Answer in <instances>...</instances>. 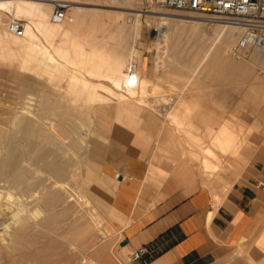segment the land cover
<instances>
[{"label": "rangeland", "instance_id": "obj_1", "mask_svg": "<svg viewBox=\"0 0 264 264\" xmlns=\"http://www.w3.org/2000/svg\"><path fill=\"white\" fill-rule=\"evenodd\" d=\"M49 3L50 6L47 5V7L50 9H48V17L49 20H51L50 23L57 25H60L61 23V25H65V20H70L68 22L73 20L71 11L67 14V11L73 7L80 8L79 12H89L91 10L90 12H95L93 13L94 16L97 12L96 17L91 18L90 16V19L89 17H86L87 13L85 14L81 12L80 15H85L83 18L86 17V20L85 22H80L75 31L77 33L79 31V34L83 37L84 41L87 40L86 42H88L90 40L89 43H96L95 48L98 50L94 49V53L97 55L100 54L101 57L109 61L114 57V52L123 47L125 52L123 56L125 67L126 65L129 66L130 64L135 63L138 68V75L140 76L141 67L142 65H145L143 73L151 77L152 80H154V83L159 82L163 84V92L161 91V94L172 96V98L178 95L185 99V101H195L199 106L200 111L203 114L210 116V126L217 129L222 123L227 122L232 125H238L241 128V134L246 138L244 143L247 142V146L252 152L256 149H264V89H261V80L259 79V77L262 78L264 75V57L255 58L252 52L253 50H251L248 57L244 59L242 63L245 64L244 67L247 72L245 71L241 74L233 73L235 75L232 74L231 77H228V80L223 73H217L216 64L214 65L215 59L213 60L212 56L204 58V53L206 52L208 45L212 42V37L208 36V33H215V31L219 30L221 27L220 25L226 24L218 21H208L206 19L209 17L201 13L174 11L163 9L158 6H150L147 4L146 0H52V2ZM59 5L63 7L65 20L54 23L52 21V16ZM90 12L88 14H90ZM99 16L100 18H98ZM162 18L165 19L160 20ZM199 18L201 20L199 23L194 24L188 22V20L195 21ZM12 20L13 17L11 14H6L4 24L7 25V23ZM16 20L21 21L26 27L27 22L24 19ZM161 23L167 24V26H160ZM80 24L82 27H79ZM80 31H82V33ZM234 32H236V36H229L231 40H229L230 43L228 42L230 47L226 48V52L224 53V56H226L227 59H229L227 54L229 49L234 46L241 35L240 30L235 29ZM36 37L41 46L47 47L40 35L38 36L37 34ZM224 38L225 37H223L222 40ZM224 40L219 46H222L226 42V39ZM29 44L30 43L23 45V49L22 46L18 50L15 49V51H13L15 53L12 52L10 53L11 55L0 49V130L7 135L11 129L17 138H20L21 136L20 128L25 117V119L30 118L33 121L37 120L35 115L38 116L41 112V103L39 102L41 100H39L38 97L41 96L43 92H46V89H85L80 82H74V80L71 79L72 72H74L73 74L77 73L76 75H81L82 77L85 76L84 78L87 80L89 79L84 73L75 70L73 67L71 68V65L68 67L69 64L66 63L65 57L69 52L66 49L57 50L55 47H48V51L50 54L52 53V58H56L54 59L56 60V68H59L57 71L55 70L57 76H54L56 79L53 80L54 76L49 77V79L48 76L46 77V74H44V68L46 66L45 60L41 57L40 52L37 51L36 53L33 45ZM120 44H123V46ZM27 48L33 50L32 57H35V60L31 57V62L34 61L33 63H31L29 59V61L24 60L26 59L24 58V55L26 57L28 52ZM16 50L18 51L17 53ZM95 50H97V52H95ZM20 53H22V55ZM70 69H72L71 72ZM66 70L67 74L66 72L64 74V71ZM58 71H60V74ZM218 74L222 76H219ZM79 76L78 78L81 77ZM57 78L59 79L57 80ZM57 81H60V83L62 82L61 85ZM56 82L57 84L55 85ZM75 83L77 85H75ZM104 83L107 85L106 82H103V84ZM99 93H101L100 95L102 96L107 94L103 89H100ZM62 95L63 94L60 93L59 97ZM107 102L108 104L103 105L104 109L116 104L115 102L117 101L109 99ZM141 103L142 102H138L135 104L163 115L172 127H174L172 119L169 116L165 117L166 112H170L174 107L169 106L167 103L166 104L169 107L165 104L162 105V103H145L144 105ZM149 104H151V106ZM60 105H62V103L59 104L57 108L58 110L55 112L45 113L44 121L41 120L43 122H39V125L47 124V126L40 125L43 130L47 127L46 135H50L51 137V134L54 135L55 133V137L52 138L55 139L53 141L58 144V146L54 145L55 143H52V145L47 144L49 145L48 147L44 143L47 146L46 147L43 145V139L41 143L40 137L36 136L35 138L38 147L34 150V153H32L31 156L34 157L35 155L43 154V152H48L51 154L48 160L53 161L54 159H57L58 162L68 163V174L63 181V184L66 185L70 193H66L67 195L65 196L67 197L70 195L72 201L69 202V206L65 204H60V206L55 205L56 211L54 210V213L48 212L47 209L49 208V203L43 201V199L47 196L45 187L50 186L49 180L51 178L45 175L44 171L40 168L34 166L31 167V157L21 165L29 171H36L35 173L33 172L32 175H29V182L42 180L43 183L44 180L46 181V179H48L45 183L48 186H45L44 184L45 187H41L43 184L38 181L41 185H39V188L36 186L34 189L35 191L33 190V192L21 195L20 189L10 188L9 183L0 180V191L6 196L2 201V205L10 207L16 198L24 204L25 210H27L30 215L26 211L23 215L28 217V222L31 228L30 240L32 242L34 241L32 247L29 248L30 250L24 248V251H22L23 249L20 251V249H18L14 251L15 254L13 253L11 255L0 249V264H82L84 261L97 263L96 261L98 260H95L92 257L93 254L91 250L80 246L78 243L77 245H68L67 242H64L63 239L57 237L51 231L40 227L43 221L48 219L49 216L55 218V221L58 219V221L66 224V221L70 218L73 211L78 217L77 218L74 215V221L77 222V219H79L77 223L86 222L85 218L83 220L84 215L88 221L89 218H91L90 215L99 217L101 224L99 227H101V230L104 229L103 231L105 233L107 231L106 234L108 235L105 240L106 242L104 240L103 242L109 245L106 246L108 247L107 251L109 252H106V256H110L109 258L111 261L108 262L109 264H133L134 262L131 260L132 251L127 248L123 249L125 246L122 245L124 239L122 236L124 224L118 217L117 213L110 207V188L112 187L113 181L108 180L101 172V159L98 157V154L100 153L101 146L104 145V140L98 135L96 126L100 113V109L98 112L99 104L86 102L79 98L75 93L69 97L68 104H63L65 105L64 109L63 106H61V109ZM161 106H166L168 109L166 108L164 112L161 111V109H156V107ZM154 108L155 110H153ZM71 111L72 114L69 113ZM64 112L68 113V116H66L67 113H65L67 118H63L67 123L65 125V127H67V132L70 131L68 134L66 133L68 138L66 135L64 137L63 135L61 136L58 129H56L55 132V130L51 128L52 125L56 127V125L59 124L58 121L61 120L58 119ZM194 123L200 129L205 125L199 120H194ZM68 124L71 126L68 127ZM70 133H72L71 136ZM58 136L60 139H58ZM182 139H184V135H182ZM55 146H57V148H55ZM3 147L4 146L0 149V161L3 158ZM187 150L189 152L191 149L187 146ZM189 159H191L194 166L198 165V157L190 156ZM199 178L201 179L200 176ZM52 182H54V180L50 183ZM88 183L91 186L88 185V187ZM42 188H45V191ZM42 193L45 194L42 195ZM80 196H84L85 199L89 200L90 205L88 208L89 210H91V207L95 208L94 210H91L94 214L91 212L90 214L86 213V211L84 212V209L82 210L79 208L81 200ZM96 197L98 198L95 199ZM93 198L94 200H101L104 203L99 205L98 201H94ZM33 204L34 206L36 204L38 208L35 206L36 209H33ZM31 208L32 210L30 211ZM68 208L71 214L68 213V215H63V209ZM77 211L79 213H77ZM64 218L66 219L64 220ZM2 221L3 219L1 218L0 235L2 233H7L10 230H14L17 227V223L14 220L11 221V219H9L6 222H4V220V223ZM33 245L35 247H33ZM17 248L18 247H16V249ZM98 262L99 264H104L103 261Z\"/></svg>", "mask_w": 264, "mask_h": 264}, {"label": "crops", "instance_id": "obj_2", "mask_svg": "<svg viewBox=\"0 0 264 264\" xmlns=\"http://www.w3.org/2000/svg\"><path fill=\"white\" fill-rule=\"evenodd\" d=\"M144 67L141 73L154 81ZM180 99L169 113L182 119L185 132L133 102L105 109L108 102L99 103L96 126L104 145L98 157L113 181L110 207L124 224L122 245L132 253L146 249L133 264H264V191L256 188L264 182V149L252 152L244 141L224 156L213 184L204 183L199 162L189 159L199 151L190 145L207 147L219 128L195 101Z\"/></svg>", "mask_w": 264, "mask_h": 264}, {"label": "bare ground", "instance_id": "obj_3", "mask_svg": "<svg viewBox=\"0 0 264 264\" xmlns=\"http://www.w3.org/2000/svg\"><path fill=\"white\" fill-rule=\"evenodd\" d=\"M46 1H48V2H46ZM46 1H44V0L43 1H41V0H38V1H35V0H0V49L2 51H5V53H9V55H11L10 53L15 51V49L18 50L21 46L23 49V45L30 43L31 45H33V48L36 51V53H37V51L40 52L41 57H43V59L45 60L46 66L44 68V74H46V77L48 76V78L53 77L54 75L57 76L56 71L59 68H56V65H55L56 60H54L56 58H54V59L52 58V56H51L52 53L50 54V52L48 51L47 48L48 47L49 48L55 47L57 50L66 49L69 52V54H67V56L65 57L66 63L69 64L68 67H70V65H71V68L73 67L75 70H78V71L84 73L89 79L87 80L84 78L85 76L82 77L80 75L81 76L80 77L79 75H76L77 74L76 72H75L76 74H73L74 72H72L71 79H73L74 82H76V81L80 82V84H82V86L85 89H46L47 91L43 92V94L38 97V99L41 100V101H39L41 103V106H40L41 112H40V114L38 113L39 114L38 116L35 115L37 120L33 121L30 118L25 119L26 117L23 119V122H22L21 128H20V134H21L20 138H17L11 129L9 130L7 135H6V133H4L3 131L0 130V149L2 146H4L3 147V149H4L3 158L0 161V180L3 182L9 183L10 188L20 189L21 195H25V194H28L30 192H33V190L35 189L36 186H38V188H39V185H40L39 182L42 183V180H40V181L38 180L39 182L37 180L29 182V179H30L29 175H32L34 170L29 171L26 168H23L21 166L23 162H25L28 158L31 157V159H32L31 167L34 166L36 168H40L42 171H44L45 175H47L49 178H51L49 180L50 186L45 184L48 179H46V181L44 180L42 183L43 185L42 186L40 185V186L43 187L44 184H45V186H48V187L44 186L46 188V195L47 196L43 199V201H46L49 203V208L47 209L48 212L54 213L56 211L55 205L56 206H58V205L60 206V204L68 205L69 202H71L72 200L70 199L71 198L70 195L67 197L65 196V195L70 194V193H69V190L66 187V185L63 184V181L65 180V178L67 177V174H68V163H66V162L61 163L60 161L58 162L57 159H54L53 161L48 160L49 157L51 156V154L48 152H45V153L43 152V154H39V155L34 154L35 155L34 157L31 156L32 153H34V150L38 147L37 143H36V138H35L36 136L40 137L41 143H42V139H43V145H45V144L46 145L47 144L52 145V143H55L53 141L55 139L52 138V137H55L54 136L55 133L53 132L54 135L51 134L52 136L50 137V135H46L47 134V132H46L47 127H45V129H44L45 132L42 129V127H40V125L41 126H43V125L47 126V124L46 125L45 124L39 125V122L44 121V114L45 113L55 112L56 110H58L57 108H58L60 103H62V105H60V107L63 106V109H64L65 105H63V104H65V103L68 104L69 103V97L75 93L78 95L79 98H81V99H83L86 102H89L91 104H99V103L107 102V100H109V99L110 100L114 99L115 101H117L119 103L142 102L144 105L145 103H152V101H153V103H162V105L165 104L166 106H168L167 104H169V106L174 107V105H176V103H179V101L181 100L180 99L181 97L176 95L177 97L175 96L174 98H172V96H165V95L161 94L160 92L161 91L163 92V84L159 83V82L154 83L153 81L148 80V78H146L142 73L139 76L138 75V68H137V65L135 63H132L129 66L126 65V67H125L124 60H123V56H124L125 52H124L123 47H122V49H117L114 52V57L109 61L106 60L105 58L101 57L100 54L97 55L96 53H94L93 50L97 49V48H95L96 43H93V42L89 43L90 40L88 42H86L87 40L84 41L83 37L79 34V31H78V33L75 31H76V28L80 22H85L86 17H89V19H90V16H91V18H95L97 15V12H96V15L94 16L93 13H95V12H90L91 10L89 11L90 14H88L89 12L81 11L85 14L87 13L86 17L83 18L85 15L84 16L80 15V13H81V12H79L80 8L78 9L77 7L76 8L73 7V8H71L72 10L70 9L67 11V14H69V12L71 11L72 18H73V20L71 22H68L70 20H65V15H64V20L66 23L65 25H61L62 23L60 25L52 24V23H50L51 20H49V17H48V9L49 8L47 7V5L50 4L49 2H52V0H46ZM75 4H77V3H75ZM77 5H80V4H77ZM60 7H62V6H60ZM92 11H94V10H92ZM91 13H92V15H91ZM6 14H11V16L13 17V20L24 19L27 22L26 27L24 26V30H23L22 34L21 33L13 34L10 32L9 24L11 21H9L7 23V25L4 24L5 23L4 18H5ZM92 16H94V17H92ZM98 18H100V16ZM66 19H67V15H66ZM136 19H138V18H136ZM163 19H165V18H162L160 20H163ZM64 20H62V21H64ZM93 20H95V19H93ZM132 20H133V18H132ZM206 20L212 21L208 18ZM200 21H201L200 18L196 19L195 21L194 20L193 21L188 20V22H191L194 24L199 23ZM88 24H90V23H88ZM135 24H136V22H135ZM224 24H226V23H224ZM165 25L167 26V24H163V23L160 24V26H163V27ZM197 26H196V28H197ZM220 26L221 27L219 28V30L215 31V33H210V32L208 33L207 32L208 36L212 37V42L208 45L206 52L204 51L205 52L204 58H206L207 56H210V57L212 56L213 60L215 59V62H217V63L214 62V65L216 64L217 73L218 72L221 74L223 73V75H225V77L228 80V77H231V75L233 73H238V74L240 73L241 74V73L246 71V69L244 67L245 64H242L244 60L237 61V60H234L230 56V50L232 47L229 49V51L227 53L229 56V59H227V57L224 56L225 55L224 53L226 52V48L230 47L229 46V43H230L229 42V40H230L229 36L230 37L236 36L237 31L234 32L235 29L240 30L241 34H242V30L239 29L238 27L232 25V24H226V25H220ZM79 27H82L81 24ZM191 28H193V27H191ZM189 30H192V29H189ZM193 31H194V29H193ZM80 32L82 33V31H80ZM194 33H195V31H194ZM37 34H38V36L39 35L41 36V38L43 39V41L47 47H43L39 44V41L36 37ZM84 35H86V34H84ZM223 37H225L224 39H226V42L222 46L221 45L219 46V44H221V42L224 40V39L222 40ZM190 39H191V37H190ZM202 40H203V38H202ZM198 43H200V42H198ZM123 44H120V45L123 46ZM119 47H121V46H119ZM17 50H16V53L18 52ZM97 50H95V52H97ZM20 51H22V50H20ZM27 51H26L27 54L24 52L26 54V57L24 55V58H26L24 60L29 59L30 62H31L32 58H33V60H35L34 59L35 57H32L33 56V50L28 49ZM213 51H214V53H213ZM252 52H253L255 58L264 57V47L254 48ZM13 53H15V52H13ZM22 53H20V54L22 55ZM34 55H35V52H34ZM12 56H13V54H12ZM58 59H60V58H58ZM33 62L34 61H32L31 63H33ZM31 63H30V65H31ZM71 70L72 69H70V72H71ZM65 72L67 74V70L64 71V74H65ZM58 73L60 74V71H58ZM61 74H62V72H61ZM244 74H247V73H244ZM233 75H235V74H233ZM68 76H70V75H68ZM78 76L80 78H78ZM219 76H222V75H219ZM55 79L56 78L54 76L53 80H55ZM58 79L59 78H57V80ZM259 79L261 80L260 81L261 82V89H264V75L262 78L259 77ZM57 82L60 83V81H57ZM57 82L55 83V85L57 84ZM103 82H106L107 85H105V83L103 84ZM61 83H60V85H61ZM70 84H72V83H70ZM75 85H77V84L75 83ZM172 85H174V84H172ZM72 87H75V86H72ZM100 89H103L104 91H106L107 94H105L104 96L100 95L101 94V93H99ZM60 93L63 94L61 97H59ZM63 102H65V103H63ZM187 104H188V102H187ZM149 105L151 106V104H149ZM61 109H62V107H61ZM66 109H65V111H66ZM153 110H155V108ZM65 113H67V112H64L63 115L61 114V117H59L58 120H61V121H58L59 124H57L56 127L54 125L51 126V128L53 130H55V132H56V129H58L61 136L63 135V137L66 135V133L68 134L70 132V131L67 132V127H65V125L67 123L63 118L68 116V113H67V115ZM69 113L72 114V111ZM186 113H188V111H186ZM167 116H169L172 119V122L174 124L178 125L179 130H181L182 132L184 131V128H185L184 123H183L182 119L181 120L179 119L178 115L166 112L165 117H167ZM41 120H43V121H41ZM82 122H83V120H82ZM70 126L71 125L68 124V127H70ZM240 129L241 128L238 125L224 124L223 123L219 127L217 132L214 131L215 134L212 136V139L210 138V141L207 144L208 146L207 147L204 146L205 148H202L201 145H198L199 143L195 144L194 142H192L190 140L192 142V145H190V146H192V148H197L199 151L197 154V150H196L195 151L196 153L194 152L196 155L195 154L194 155H195V157H198V159H199L198 162L200 165V167H199L200 169H198V170H201V173H202V176L204 179V183L213 184L212 177H213L214 173L216 171H218L223 166L222 161H224V156L227 155L228 153H231V152L235 153L238 150V148L241 146V144L246 140V138L241 134ZM193 130H190L191 133H193L192 132ZM49 131H51V130H49ZM188 132H189V130H188ZM200 133H202V132H200ZM71 134L72 133H70V136H71ZM208 135H206V136H208ZM198 136H199V134H198ZM66 137H67V135H66ZM190 137H192V136H190ZM58 139H60L59 136H58ZM193 141H194V139H193ZM59 144H60V142H59ZM49 145H47V146L49 147ZM54 145L58 146V144H56V143ZM57 146H55V148H57ZM58 148H60V147H58ZM41 149H43V148H41ZM53 150H55V149H53ZM66 150H67V148H66ZM49 151H50V149H49ZM192 152H193V150H192ZM199 154H200V156H199ZM52 180H54V182L50 183ZM47 184H48V182H47ZM88 185H90V184L88 183L87 186ZM45 188H42V189L44 190ZM90 193H91V191H90ZM43 194H45V193H42V195ZM93 196H96V195H93ZM5 198H6V196L2 194V191H0V217L3 219V221L5 220L4 222H6L9 219H11V221L14 220L17 223V227L14 230H10L9 232L2 233L0 235V243H1L0 249L4 250V252L11 255L14 253V251H16L18 249H20V251L23 249L22 251H24L25 250L24 248H26V250L31 248L32 243H34V241L32 242L30 240L31 228H30V225L28 222V217L23 215V213L25 211L27 212V210H25L24 204L21 203L18 200V198H16L12 202V205L10 207L3 206L2 201ZM97 198L98 197H96L95 199H97ZM80 199L81 200L79 203V208H81L82 210L84 209V212L86 211V213L90 214L91 210H94L95 208L91 207V210H89V208H88V206L90 205L89 200L85 199L84 196H80ZM93 200H94V198H93ZM94 201H98L99 205L101 203H104L101 200H94ZM95 203H97V202H95ZM65 205H63V206H65ZM33 206H34V204H33ZM35 206H36V204H35ZM35 206L33 207V209L35 208ZM36 208H38V207L36 206ZM64 208H66V207H64ZM69 208L63 209V211H62L63 215L64 214L68 215V213L71 214L69 211ZM31 210H32V208L30 209V211ZM34 212H35V210H34ZM84 212H82V213H84ZM32 213H33V211H32ZM77 213H79V212L77 211ZM86 213H84V214H86ZM92 214H94V212ZM74 215H75V213L73 211L72 214L70 215L69 219L66 217L68 219L66 221L67 222L66 224L58 221V219L55 221L54 220L55 218H53L52 216L51 217L49 216L48 219L43 221V223H42V225H40V227L42 229H47V230L51 231L57 237H60L61 239H63L64 242H67L68 245L69 244H72V245L76 244L77 245V243H78L80 246L85 247L88 250H91V252L93 254L92 257L95 260H98L100 262L103 261L104 264H109L108 262H111L110 258H109L110 256L109 257L106 256V252L109 253L107 251L108 247H106L108 244H105V242H106L105 240L107 239L108 235L106 234L107 233L106 230H105L106 231V233H105L103 231L104 229L103 230L100 229L101 227H99V225H101V224H100L99 217L90 215L91 218H89V221H88L86 216L84 215L85 217L83 216V220L85 218L86 222L77 223L79 221V219H77L78 220L77 222L74 221ZM95 215H97V214H95ZM81 216H82V214H81ZM81 216H80V218H81ZM87 216H88V214H87ZM1 218H0V221H1ZM66 218H64V220ZM103 240L105 242H103ZM102 242H103V244H102ZM34 245H33V247H35ZM16 247H18V248L16 249ZM59 249H61V248H59ZM123 249H126V248H123ZM98 261H96L97 263H92V261H89V262L91 264H99ZM89 262H86V263H89Z\"/></svg>", "mask_w": 264, "mask_h": 264}, {"label": "built area", "instance_id": "obj_4", "mask_svg": "<svg viewBox=\"0 0 264 264\" xmlns=\"http://www.w3.org/2000/svg\"><path fill=\"white\" fill-rule=\"evenodd\" d=\"M146 2L150 6L163 9L201 13L212 21L238 27L242 34L230 50V56L234 60H244L254 48L264 47V0H146ZM60 6L52 16L54 23L64 20L65 13ZM9 30L13 34H19L24 30V24L12 20ZM256 188L264 191V182L257 183ZM146 254V249L141 248L132 253L131 260L143 261ZM82 264L88 263L84 261Z\"/></svg>", "mask_w": 264, "mask_h": 264}, {"label": "water", "instance_id": "obj_5", "mask_svg": "<svg viewBox=\"0 0 264 264\" xmlns=\"http://www.w3.org/2000/svg\"><path fill=\"white\" fill-rule=\"evenodd\" d=\"M123 246H125V244Z\"/></svg>", "mask_w": 264, "mask_h": 264}]
</instances>
